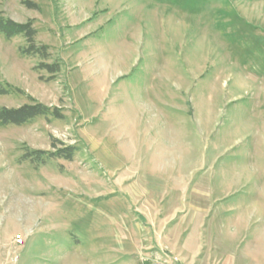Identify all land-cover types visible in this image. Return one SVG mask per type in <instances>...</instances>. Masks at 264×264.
<instances>
[{"label":"rangeland","instance_id":"rangeland-1","mask_svg":"<svg viewBox=\"0 0 264 264\" xmlns=\"http://www.w3.org/2000/svg\"><path fill=\"white\" fill-rule=\"evenodd\" d=\"M29 1L0 19L47 55L0 33V109L62 116L0 123V264H264V0Z\"/></svg>","mask_w":264,"mask_h":264},{"label":"trees","instance_id":"trees-1","mask_svg":"<svg viewBox=\"0 0 264 264\" xmlns=\"http://www.w3.org/2000/svg\"><path fill=\"white\" fill-rule=\"evenodd\" d=\"M23 4L28 7H34L35 3L29 0H21ZM0 33L5 37L10 38L18 34L25 36L27 46L23 52L28 55H39L45 57L47 55L46 46H37L34 43V35L36 30L33 28L31 21L26 23H16L10 19H0ZM39 68H44L48 73L54 74L59 70L57 63H39ZM51 114L56 117H61V113L57 107H47L41 103H26L17 107H2L0 109V123L1 124H14L20 125L38 115ZM54 150H32L24 155L25 159L30 161L43 162L46 155L47 157H62L70 160L73 157L75 147L72 145H65L63 147H56L52 143Z\"/></svg>","mask_w":264,"mask_h":264},{"label":"built area","instance_id":"built-area-1","mask_svg":"<svg viewBox=\"0 0 264 264\" xmlns=\"http://www.w3.org/2000/svg\"><path fill=\"white\" fill-rule=\"evenodd\" d=\"M13 244L15 246L23 245V238L17 235L13 239ZM17 257L14 258L16 260ZM141 264H180L176 259H174L170 253L163 249H157L155 251H148L145 255H141Z\"/></svg>","mask_w":264,"mask_h":264},{"label":"crops","instance_id":"crops-1","mask_svg":"<svg viewBox=\"0 0 264 264\" xmlns=\"http://www.w3.org/2000/svg\"><path fill=\"white\" fill-rule=\"evenodd\" d=\"M173 254H174V253H173ZM174 255H175V254H174ZM174 255H173V256H174ZM173 256H172V257H173ZM175 256H176V255H175ZM176 257L179 258V257H181V255L178 254V256H176ZM173 258H174V257H173ZM174 259H176V258H174ZM176 260H177V259H176ZM180 260H181V259H180ZM177 261H178V260H177ZM181 261H182V260H181ZM178 262H179V261H178Z\"/></svg>","mask_w":264,"mask_h":264}]
</instances>
